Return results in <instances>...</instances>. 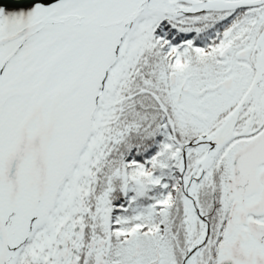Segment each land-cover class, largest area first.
Instances as JSON below:
<instances>
[{"label":"snow or ice","instance_id":"obj_1","mask_svg":"<svg viewBox=\"0 0 264 264\" xmlns=\"http://www.w3.org/2000/svg\"><path fill=\"white\" fill-rule=\"evenodd\" d=\"M0 264H264V0H0Z\"/></svg>","mask_w":264,"mask_h":264},{"label":"bare ground","instance_id":"obj_2","mask_svg":"<svg viewBox=\"0 0 264 264\" xmlns=\"http://www.w3.org/2000/svg\"><path fill=\"white\" fill-rule=\"evenodd\" d=\"M23 7H25V8H26V7H27V5L25 4V5H23ZM11 10H12V9H7V11H11Z\"/></svg>","mask_w":264,"mask_h":264}]
</instances>
